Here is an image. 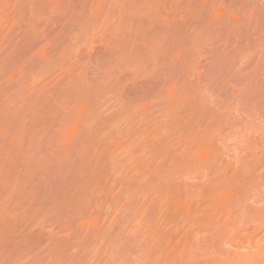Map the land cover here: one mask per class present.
Returning <instances> with one entry per match:
<instances>
[{
  "label": "rangeland",
  "instance_id": "1",
  "mask_svg": "<svg viewBox=\"0 0 264 264\" xmlns=\"http://www.w3.org/2000/svg\"><path fill=\"white\" fill-rule=\"evenodd\" d=\"M0 264H264V0H0Z\"/></svg>",
  "mask_w": 264,
  "mask_h": 264
}]
</instances>
